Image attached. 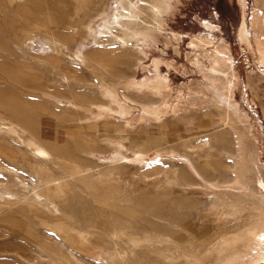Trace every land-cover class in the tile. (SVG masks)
Masks as SVG:
<instances>
[{
	"label": "rangeland",
	"instance_id": "374dc122",
	"mask_svg": "<svg viewBox=\"0 0 264 264\" xmlns=\"http://www.w3.org/2000/svg\"><path fill=\"white\" fill-rule=\"evenodd\" d=\"M92 1L110 14L118 5L117 0H54L56 17L87 19L76 30L79 42L66 47L64 58L56 64L51 48L41 40L45 34L41 27L25 34H0V72L4 74H0V90L7 85L17 87L16 99L54 121L46 125L52 139L64 142L75 134L87 143L86 150L64 158L65 164L77 170L75 177L60 166L49 169L58 180H64L65 195L75 199L81 210L118 201L140 216H147V210L177 208L175 198H190L192 214L209 213L206 225L213 227L218 238H230L235 233L242 237L248 227L261 224L264 205L245 192V183L254 182L258 175L255 162L264 176V56L257 41L258 34L264 39V0H169V9L159 16L161 27L152 36L100 45L87 35L85 27L90 21L87 17L94 12ZM100 21L96 18L92 27L97 28ZM243 21L248 40L240 34ZM81 41L87 46L86 62L75 57ZM222 47L228 48L224 54L228 65L214 71L211 67ZM3 69L16 75L9 76ZM100 77L109 86L107 94L99 84ZM26 78L37 81L40 87L23 86ZM225 95H231L238 116L223 105ZM11 101V97H0V188L29 190L39 182L35 169H30L34 161H28L29 168L20 156L16 160L19 165L5 158L22 144L20 137L29 133L10 112ZM77 124L82 126L80 131ZM219 133L225 134V142L217 141L215 135ZM119 151L141 159L112 161ZM191 161L201 169L218 172L215 168L219 164L230 172L232 182L228 183L236 181L239 187L238 211L233 216L226 218L224 213L225 220H218L227 207H216V189L208 190L207 181L200 176L194 178L198 183H186L194 176ZM194 185L204 194L192 188ZM29 204L18 199L0 200V222L4 223L0 226V264H54L53 251L63 252L48 238H35L38 245H33L34 240L25 235L14 237L13 230L19 228L16 222L44 221L51 231L61 224L56 215L41 214ZM219 210L221 214L214 215ZM247 241L242 237L234 244L241 251L239 264H254L257 252L249 251ZM215 243L202 247V264H221L225 253H218ZM25 244L31 248L26 250ZM48 244L55 249H48ZM129 249L125 258L131 264L170 262L165 248L142 245ZM79 255L85 258L82 264H109L90 252L79 251ZM72 259L74 264H81ZM174 264L185 261L181 258Z\"/></svg>",
	"mask_w": 264,
	"mask_h": 264
},
{
	"label": "bare ground",
	"instance_id": "6f19581e",
	"mask_svg": "<svg viewBox=\"0 0 264 264\" xmlns=\"http://www.w3.org/2000/svg\"><path fill=\"white\" fill-rule=\"evenodd\" d=\"M117 1L118 5L111 14L106 10L102 11L103 8L98 7L99 2L95 4L94 1H92L95 4V7L93 6L94 12L92 11L87 17L90 21L85 27H88L86 28L88 31L87 35H92L94 42L98 43V45H100L99 43L101 42L119 41L125 43L130 39L138 40L140 36H152L157 29L161 27L159 20L160 14L170 7L169 0ZM53 3L54 0H0V34L7 32L9 35H18L20 31L25 34L28 30L41 27L43 32H45V34L43 33L44 37L41 40L51 48L50 54L55 59V61H53L54 64L61 62L62 57L64 58L65 56L66 47L75 43L79 39L77 37L78 39L76 40V30L78 27H83L84 24H86L87 19H80L79 21L77 18H68L65 17V15L56 17L54 15ZM98 17L101 18V21L97 24V28L94 29V27H92V21ZM240 34L243 39H249V33L245 21L240 25ZM80 36L82 35L80 34ZM257 41L261 47V55L264 56V49L262 47L264 39L259 34L257 35ZM254 47L256 48V46ZM86 49L87 46H84V44L82 45L81 41V44H78L75 51V57L82 62H86ZM220 51L221 53L217 54L214 58V65L211 67L214 71H221L224 68H227L228 65L224 55L227 53L228 48L222 47ZM5 69H3L4 73L6 72L9 76L14 77L13 74L15 73L12 74L11 72L6 71L8 68ZM1 73L2 72H0V74ZM103 77H100L99 84L104 89V94H107L110 89L106 79ZM228 82L230 84L229 80H227V83ZM22 83L23 86L29 88L40 87V84L32 78L23 79ZM17 91L18 88L15 86H4L0 90V97H11V103L13 105H11L10 112L26 125V129L29 133L20 137L22 144H19L15 151L5 154V158L16 165H19L17 164L19 162L16 161L19 156L22 160L26 161V163H28V161H34L33 166L35 168H32L33 166H30L31 168L29 167L30 162L28 163V167L32 170L35 169L34 172L37 173L39 182L37 186L32 188L33 190H22V188L20 189L17 187L13 190H4L0 188V200L18 199L19 201H26L30 203L29 205H32L31 209H35L37 212H41V214L50 213L56 215L62 219V221L59 227H55L56 231H54V228H52L53 231L49 230L46 222L42 221L41 223L36 221V219L28 222H16L19 224V228L15 227L17 229L13 230L14 237L15 235H23L22 237L26 236L28 240L31 238L34 242L35 238L38 239L39 237L52 240L53 243L57 244L63 250L62 253H60V251L52 250L54 253L52 254L53 260L56 264H74L75 262L72 258L77 259L82 264V262L85 261V258L79 255V251L90 252L97 255L100 257L99 259L102 258L109 264H131L132 261L130 262L125 258L126 252H128L127 250L142 245L156 250H163L165 248L169 254H166V257L168 258L165 257L166 260L168 259L170 261L168 264H174L175 261L181 258L184 259L185 264L204 263L202 247L213 241L215 243L218 235L214 236L213 227H207L206 225L205 216L209 213H206L207 215H203L204 213L202 214L201 212L192 214V207L189 206L191 205L190 198H175L174 202L177 208L174 207L167 211L162 210L161 208L156 209V211L147 210V216H140L133 210L127 208L124 209L121 205L122 202L118 201H115L108 206L101 205L96 206L95 208L92 207V209L88 207V210L78 209L77 201L71 196L70 198L67 197V194L65 195L64 180H58V177H56V175L49 169L52 167L54 168V166H60L64 169L67 175L75 177L77 170L72 166L65 164L64 161L66 160H64V158L77 153V151L86 150L87 143L84 142L82 138L75 136V134L69 140L65 141L64 139V142H62V139H52V134L46 130V125L52 123L51 119L43 118L40 112L31 110V105L29 103L24 102L21 99L19 100V98L16 99L15 93ZM230 98L231 95H225L222 103L225 105L228 112L233 113L236 117L238 116L236 107ZM25 101H27V99ZM227 117L228 116L225 118ZM53 123L51 125H53ZM76 126L79 131L82 129V126H78V124ZM72 128L73 127H69L71 130ZM66 130L69 131L68 129ZM16 131L18 130L16 129ZM60 134L62 133H59V135ZM215 138L219 142H225L226 137L225 134L219 133L215 135ZM134 158L141 159L140 156ZM134 158L126 156L119 151L112 161L128 162L134 160ZM189 165H191L193 169L194 176H190L191 179L186 183H190V181L192 184L198 183L194 178L196 175L200 176L203 182L204 180L208 182H204V184H207V187L206 185L204 187L207 189L211 188V190L216 189V198L214 199L216 207L219 209L220 206L227 207V210L224 212L221 208L222 214L220 210V212L215 211L216 214L214 215H217V213L221 214L219 217L216 216L218 220H225V217H223L224 213L227 214L226 218L233 216L238 211L237 199L239 196V187L236 181L228 183L232 182V180L228 178L230 172L222 170L219 164L215 168L218 172L207 168L201 169L194 165L192 161ZM255 167L258 175H256L257 177L254 182L251 180L246 181L245 192L250 197H254L264 205V176L259 173L260 167L257 162H255ZM66 174L65 176H67ZM13 184L17 183L14 182ZM195 185L192 188H196ZM198 187L199 186H197V188ZM199 188V193H202ZM183 189L186 191L185 188ZM202 194H204V192ZM216 207L214 209L218 210ZM178 208H181V210ZM5 218L7 217H4V219ZM21 221H23L22 218ZM8 223L9 222L6 224ZM0 224V226H2L4 223L0 222ZM13 225L15 224L12 223V226ZM53 225L55 226V224ZM8 233L10 234V232ZM220 237L222 236L219 235V238L215 243V249L218 250V253H225L221 264H239L241 261V251L235 249L234 244L242 237L248 240L246 247L249 251L257 252L256 257H254L253 262H251L254 264L264 263V220L261 224L248 227L242 237L237 233L233 234L230 238H224V235L222 237L223 239H220ZM36 243L37 242L33 245ZM47 246L49 247L48 249H55L49 244ZM28 247L29 246H27L26 250L31 248V246L30 248ZM21 249L23 250V248ZM64 253L70 254L72 258L70 256L67 257ZM45 254L47 255L49 253L45 252ZM35 259H39V257L35 256ZM2 260H5V257L2 258ZM9 261L11 260H8V263ZM48 261L46 263H48Z\"/></svg>",
	"mask_w": 264,
	"mask_h": 264
}]
</instances>
